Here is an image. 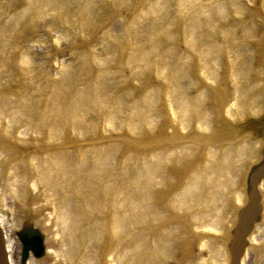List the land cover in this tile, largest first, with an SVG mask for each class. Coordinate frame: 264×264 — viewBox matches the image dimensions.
I'll return each instance as SVG.
<instances>
[{
  "label": "bare ground",
  "instance_id": "bare-ground-1",
  "mask_svg": "<svg viewBox=\"0 0 264 264\" xmlns=\"http://www.w3.org/2000/svg\"><path fill=\"white\" fill-rule=\"evenodd\" d=\"M1 77L0 264H264V0H0ZM64 120L81 145L38 158L31 127L53 141ZM189 157L202 171L167 199L164 167Z\"/></svg>",
  "mask_w": 264,
  "mask_h": 264
},
{
  "label": "rangeland",
  "instance_id": "rangeland-1",
  "mask_svg": "<svg viewBox=\"0 0 264 264\" xmlns=\"http://www.w3.org/2000/svg\"><path fill=\"white\" fill-rule=\"evenodd\" d=\"M32 98V97H31Z\"/></svg>",
  "mask_w": 264,
  "mask_h": 264
}]
</instances>
